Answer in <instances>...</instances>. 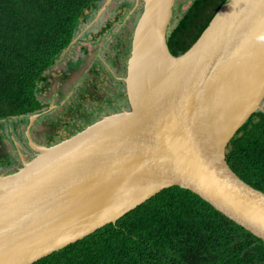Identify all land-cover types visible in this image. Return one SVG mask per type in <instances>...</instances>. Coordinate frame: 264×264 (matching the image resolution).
Segmentation results:
<instances>
[{"label":"water","instance_id":"water-1","mask_svg":"<svg viewBox=\"0 0 264 264\" xmlns=\"http://www.w3.org/2000/svg\"><path fill=\"white\" fill-rule=\"evenodd\" d=\"M142 1L124 78L130 110L34 143L33 158L19 152L22 165L0 175V264H34L175 186L264 240V193L226 159L264 111V0H229L180 56L168 45L176 0Z\"/></svg>","mask_w":264,"mask_h":264},{"label":"trees","instance_id":"trees-1","mask_svg":"<svg viewBox=\"0 0 264 264\" xmlns=\"http://www.w3.org/2000/svg\"><path fill=\"white\" fill-rule=\"evenodd\" d=\"M101 1L0 0V121L44 110L39 93L45 90L46 73ZM228 1L193 0L169 33L171 53H185ZM84 128H76L73 135ZM53 137L48 146L60 142ZM226 159L244 182L264 193V111L254 113L238 130ZM21 165L0 134V173L15 172ZM34 264H264V240L194 192L175 186Z\"/></svg>","mask_w":264,"mask_h":264},{"label":"rangeland","instance_id":"rangeland-1","mask_svg":"<svg viewBox=\"0 0 264 264\" xmlns=\"http://www.w3.org/2000/svg\"><path fill=\"white\" fill-rule=\"evenodd\" d=\"M107 1L102 0L98 10L90 12L87 20L83 19L75 42L46 73L45 90L39 93L44 110L18 121H0V134L6 148L18 160H21L20 153L26 159L33 158L36 155L34 143L46 145L51 134L56 141H63L72 136L76 128H86L105 116L130 110L124 78L144 3L142 0H110L101 11ZM192 1H175L169 33ZM125 3L130 7L124 9ZM108 24L112 27L101 34Z\"/></svg>","mask_w":264,"mask_h":264},{"label":"flooded vegetation","instance_id":"flooded-vegetation-1","mask_svg":"<svg viewBox=\"0 0 264 264\" xmlns=\"http://www.w3.org/2000/svg\"><path fill=\"white\" fill-rule=\"evenodd\" d=\"M15 119H17V121H18V120L23 119V118L20 117V118H15ZM8 134H10V133H8ZM14 145H15V147H16L17 149H19V147L16 146L15 141H14ZM43 145H45V144H43ZM46 145H47V144H46ZM47 146H48V145H47ZM20 161H21V160H20Z\"/></svg>","mask_w":264,"mask_h":264}]
</instances>
